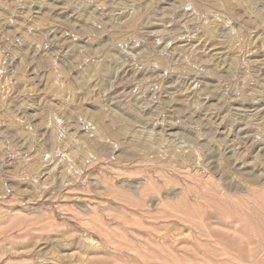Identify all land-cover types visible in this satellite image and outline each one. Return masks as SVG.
I'll use <instances>...</instances> for the list:
<instances>
[{
  "label": "rangeland",
  "instance_id": "rangeland-1",
  "mask_svg": "<svg viewBox=\"0 0 264 264\" xmlns=\"http://www.w3.org/2000/svg\"><path fill=\"white\" fill-rule=\"evenodd\" d=\"M0 264H264V0H0Z\"/></svg>",
  "mask_w": 264,
  "mask_h": 264
}]
</instances>
